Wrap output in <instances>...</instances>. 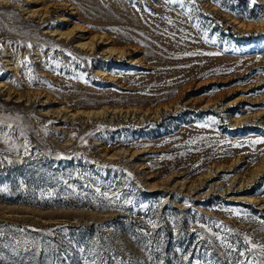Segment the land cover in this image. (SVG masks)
I'll use <instances>...</instances> for the list:
<instances>
[{
	"label": "rangeland",
	"instance_id": "obj_1",
	"mask_svg": "<svg viewBox=\"0 0 264 264\" xmlns=\"http://www.w3.org/2000/svg\"><path fill=\"white\" fill-rule=\"evenodd\" d=\"M256 138L264 0H0V264H264Z\"/></svg>",
	"mask_w": 264,
	"mask_h": 264
},
{
	"label": "snow or ice",
	"instance_id": "obj_2",
	"mask_svg": "<svg viewBox=\"0 0 264 264\" xmlns=\"http://www.w3.org/2000/svg\"><path fill=\"white\" fill-rule=\"evenodd\" d=\"M167 2H169V3H180L181 6H183V4H184V0H167ZM193 2H194V0H193ZM255 3H256V0H249V6L250 7L252 5H254ZM29 47H31V45H29ZM186 55H195V53H186ZM25 59H27V58H25ZM216 122L217 121L212 120V123H216ZM199 126L200 127H208L209 125H207V124H201ZM224 142L225 141H221V143H224ZM245 143H249V144H252V145H256V144L264 143V139L256 138V139H253V140H250V141H245ZM234 146H240V145H234ZM233 214L236 215L237 213L234 212ZM153 227H155V225H153ZM255 247H256V245H252L251 246V248H255ZM251 248H249V251H251ZM240 255L243 256L244 253L241 252ZM241 264H243V262H241Z\"/></svg>",
	"mask_w": 264,
	"mask_h": 264
}]
</instances>
